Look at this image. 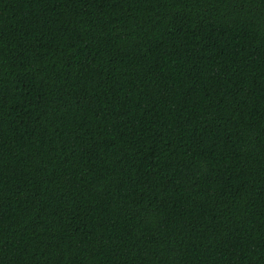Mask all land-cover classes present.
Returning a JSON list of instances; mask_svg holds the SVG:
<instances>
[{"label": "trees", "instance_id": "16d2710c", "mask_svg": "<svg viewBox=\"0 0 264 264\" xmlns=\"http://www.w3.org/2000/svg\"><path fill=\"white\" fill-rule=\"evenodd\" d=\"M0 264H264V0H0Z\"/></svg>", "mask_w": 264, "mask_h": 264}]
</instances>
